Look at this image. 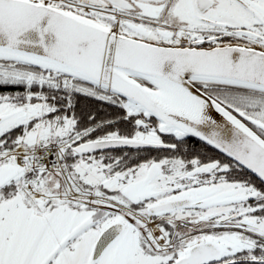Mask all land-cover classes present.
<instances>
[{
	"label": "snow or ice",
	"instance_id": "obj_1",
	"mask_svg": "<svg viewBox=\"0 0 264 264\" xmlns=\"http://www.w3.org/2000/svg\"><path fill=\"white\" fill-rule=\"evenodd\" d=\"M0 264H264V0H0Z\"/></svg>",
	"mask_w": 264,
	"mask_h": 264
},
{
	"label": "trees",
	"instance_id": "obj_2",
	"mask_svg": "<svg viewBox=\"0 0 264 264\" xmlns=\"http://www.w3.org/2000/svg\"><path fill=\"white\" fill-rule=\"evenodd\" d=\"M196 147H197V148H199V145H198V144H196Z\"/></svg>",
	"mask_w": 264,
	"mask_h": 264
},
{
	"label": "water",
	"instance_id": "obj_3",
	"mask_svg": "<svg viewBox=\"0 0 264 264\" xmlns=\"http://www.w3.org/2000/svg\"><path fill=\"white\" fill-rule=\"evenodd\" d=\"M219 114H217V116H218Z\"/></svg>",
	"mask_w": 264,
	"mask_h": 264
},
{
	"label": "flooded vegetation",
	"instance_id": "obj_4",
	"mask_svg": "<svg viewBox=\"0 0 264 264\" xmlns=\"http://www.w3.org/2000/svg\"><path fill=\"white\" fill-rule=\"evenodd\" d=\"M196 146V145H195Z\"/></svg>",
	"mask_w": 264,
	"mask_h": 264
}]
</instances>
